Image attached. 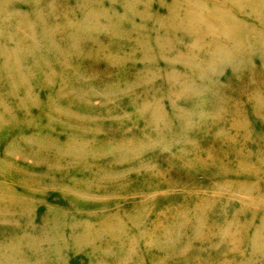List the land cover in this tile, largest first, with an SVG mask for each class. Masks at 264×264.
<instances>
[{
    "label": "rangeland",
    "instance_id": "rangeland-1",
    "mask_svg": "<svg viewBox=\"0 0 264 264\" xmlns=\"http://www.w3.org/2000/svg\"><path fill=\"white\" fill-rule=\"evenodd\" d=\"M220 2L0 0V264H264V0Z\"/></svg>",
    "mask_w": 264,
    "mask_h": 264
},
{
    "label": "bare ground",
    "instance_id": "bare-ground-1",
    "mask_svg": "<svg viewBox=\"0 0 264 264\" xmlns=\"http://www.w3.org/2000/svg\"><path fill=\"white\" fill-rule=\"evenodd\" d=\"M236 0H222V2H220L219 4H222V5H225V6H227V2H230L231 3V5L235 2ZM202 20V19H201ZM54 39L55 38H60L61 37V35H60V33H58V32H55L54 33V36H52ZM199 39H200V37H199ZM45 43V45H46V47L44 48V49H42V48H38V46H39V44L40 43ZM230 42H232V41H230ZM61 43V42H60ZM60 43H56V41H40V42H38V41H33V43H31L29 46H31V47H33L34 45H35V51L33 52V54H32V56H31V59H32V61H33V63H37V62H46L47 61V56H45L44 57V55L42 54L43 52L46 54V51H49L50 49H52V51H57V49L59 48V46H58V44H60ZM233 44V43H232ZM234 46H236V44H234ZM34 48V47H33ZM221 50H222V48H221ZM223 55H224V58L225 57H229V55H230V53L229 52H224L223 51ZM42 59H44V60H42ZM234 60H236V58H234ZM39 67V66H38ZM38 67H35V66H32V70H33V72H38V73H40V75H41V77H44L45 76V73L43 72V70H41V69H39V68H41L42 66H40L39 68ZM253 75V72L252 71H249L248 72V76H252ZM234 127V126H233ZM236 128V127H235ZM245 131L243 132V134H239V133H234V134H237L236 136L234 135L233 136V138L234 137H237L238 135L239 136H244V135H247L248 134V131H250L248 128H246L245 127ZM236 130V129H235ZM237 131V130H236ZM235 132V131H234ZM223 139V138H222ZM22 207H23V209L25 210V209H27V207L26 206H24V205H22ZM82 212H86V211H82ZM25 212L24 211H22L21 212V214H24ZM86 213H88V211L86 212ZM10 219H14L13 217H11ZM234 223H236L235 224V231H238V230H242V232H243V224H241V223H238V222H236V221H234V222H232L231 224H234ZM257 229V232L258 231H262V230H264V220H261V223L256 227ZM255 233V232H254ZM231 239H234V234L233 235H231ZM256 240H257V242H255V240H254V242L252 243H250V245L251 246H255V247H258L259 246V248L260 247H262V248H264V236L262 235H258V237L256 238ZM240 241V240H239ZM238 244H239V242H238ZM240 245V244H239ZM235 249V248H234ZM256 250H257V248H256ZM259 250H261V249H259ZM258 250V251H259ZM20 258H23V256L22 257H20ZM246 261V260H245ZM22 263V262H21Z\"/></svg>",
    "mask_w": 264,
    "mask_h": 264
}]
</instances>
